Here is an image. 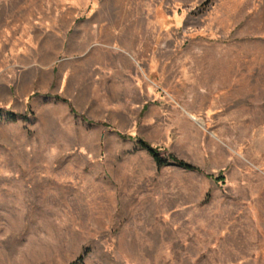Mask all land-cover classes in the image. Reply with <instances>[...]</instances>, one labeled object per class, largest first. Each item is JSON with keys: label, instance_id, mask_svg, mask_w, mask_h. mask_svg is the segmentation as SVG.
Here are the masks:
<instances>
[{"label": "rangeland", "instance_id": "1", "mask_svg": "<svg viewBox=\"0 0 264 264\" xmlns=\"http://www.w3.org/2000/svg\"><path fill=\"white\" fill-rule=\"evenodd\" d=\"M0 210V264H264V0H0Z\"/></svg>", "mask_w": 264, "mask_h": 264}, {"label": "trees", "instance_id": "2", "mask_svg": "<svg viewBox=\"0 0 264 264\" xmlns=\"http://www.w3.org/2000/svg\"><path fill=\"white\" fill-rule=\"evenodd\" d=\"M57 98H59V96H57ZM63 100H66L65 98H61ZM13 119H15V114L11 113ZM122 137L124 138H130L133 139L135 137L131 136V135H127L125 133H119ZM138 145L145 149L154 159V161L156 162L157 166H163V165H177L180 167H183L185 169L188 170H200L199 166H197L196 164H193L191 162H188L186 160H184L183 158H180L174 154L170 155L169 158L162 156L159 153V150L156 146H153L152 144H150L147 140L143 139V138H136ZM223 176L222 175H218L215 176V179L219 180L222 179ZM68 264H85V253H81L77 258H75L73 261H71Z\"/></svg>", "mask_w": 264, "mask_h": 264}, {"label": "crops", "instance_id": "3", "mask_svg": "<svg viewBox=\"0 0 264 264\" xmlns=\"http://www.w3.org/2000/svg\"><path fill=\"white\" fill-rule=\"evenodd\" d=\"M40 218H39V215L38 214H35L34 216H32V219L35 220V221L40 220ZM45 218L51 219L52 221L54 220L57 224L58 223L60 224L61 221H63V215H61L59 213H52V214L46 215Z\"/></svg>", "mask_w": 264, "mask_h": 264}, {"label": "bare ground", "instance_id": "4", "mask_svg": "<svg viewBox=\"0 0 264 264\" xmlns=\"http://www.w3.org/2000/svg\"><path fill=\"white\" fill-rule=\"evenodd\" d=\"M192 116L195 118V116L192 114Z\"/></svg>", "mask_w": 264, "mask_h": 264}]
</instances>
